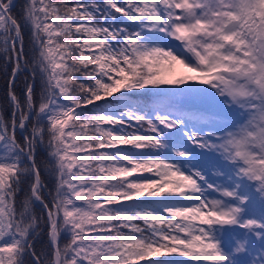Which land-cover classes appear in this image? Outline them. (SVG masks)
<instances>
[{
    "label": "snow or ice",
    "instance_id": "obj_1",
    "mask_svg": "<svg viewBox=\"0 0 264 264\" xmlns=\"http://www.w3.org/2000/svg\"><path fill=\"white\" fill-rule=\"evenodd\" d=\"M16 7L0 0V264H264V0Z\"/></svg>",
    "mask_w": 264,
    "mask_h": 264
},
{
    "label": "trees",
    "instance_id": "obj_2",
    "mask_svg": "<svg viewBox=\"0 0 264 264\" xmlns=\"http://www.w3.org/2000/svg\"><path fill=\"white\" fill-rule=\"evenodd\" d=\"M15 3L17 5V7L15 9H13V14L17 18H20L22 16V6L26 3V0H15ZM23 31L25 34V52H26V54H28V56L30 58L31 57V45L29 43V33H28L27 29H23ZM10 71H11V65H8L7 67H5L3 59L0 58V105H3V108L0 110L3 111L6 118H10L11 113H12L11 107L5 103V99H4L6 92L8 90V76L6 75V73H10ZM27 75H28L27 73H25L23 75L18 74V77H17L15 85H14V90L17 92L18 95L21 96V98H23L22 90L25 87V76H27ZM139 98L144 99L143 97H139ZM139 98H137V99H139ZM89 107H92V106H89ZM106 127H108V125H106ZM19 135H20L19 130H17V136H19ZM102 151H115V149H103ZM43 155H44L43 150H38L37 158L40 159L41 157H43ZM45 183H48L49 187H51V184L49 182V178L46 175H45ZM46 231L47 230L45 228L44 232H42L40 237L36 240L35 246H36V249L38 252L41 250V248H47V246H48V237L46 235ZM158 258H161V257H158Z\"/></svg>",
    "mask_w": 264,
    "mask_h": 264
},
{
    "label": "rangeland",
    "instance_id": "obj_3",
    "mask_svg": "<svg viewBox=\"0 0 264 264\" xmlns=\"http://www.w3.org/2000/svg\"><path fill=\"white\" fill-rule=\"evenodd\" d=\"M120 94H121V93H115L112 97H110V99L115 100L116 96H118V95H120ZM130 95H131V93H130ZM132 98H133V99H137V98H139V97H137V96H133ZM139 99H140V98H139ZM202 107L205 108V109H207V110H209V111H213V110H214V109L212 108L211 105H204V106H202ZM104 127H106V125H105ZM117 127H119V126L117 125ZM125 127L127 128L128 131H133V130H135V129H136L137 127H139V126L136 125L135 121L133 120V121L128 122V124H126ZM144 128H145V130H147V125H145ZM121 147H130V146H121ZM137 175H141V176H153V178H156V177L153 175V173H147V172H144V173H138ZM131 179H135V176H133ZM162 198H163V197H154V198H152V199H162ZM142 199H149V198H148L147 196H145V197H139V198H137V200L122 201V203H123V204H134V203H137L138 200H142ZM136 223L140 224L141 227H143V224H142L141 221L138 220ZM163 258H165V257H161L160 259H163ZM185 259H186V258H185ZM142 264H144V262H142Z\"/></svg>",
    "mask_w": 264,
    "mask_h": 264
}]
</instances>
